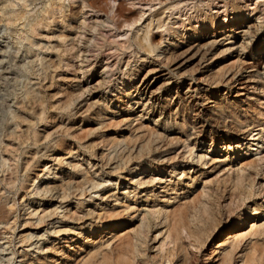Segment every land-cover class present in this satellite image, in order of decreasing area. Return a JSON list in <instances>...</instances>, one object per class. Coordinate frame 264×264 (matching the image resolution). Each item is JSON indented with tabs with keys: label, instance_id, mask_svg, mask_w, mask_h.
<instances>
[{
	"label": "rangeland",
	"instance_id": "374dc122",
	"mask_svg": "<svg viewBox=\"0 0 264 264\" xmlns=\"http://www.w3.org/2000/svg\"><path fill=\"white\" fill-rule=\"evenodd\" d=\"M262 224L264 0H0V264H264Z\"/></svg>",
	"mask_w": 264,
	"mask_h": 264
},
{
	"label": "bare ground",
	"instance_id": "6f19581e",
	"mask_svg": "<svg viewBox=\"0 0 264 264\" xmlns=\"http://www.w3.org/2000/svg\"><path fill=\"white\" fill-rule=\"evenodd\" d=\"M108 5V4H107ZM58 8H51L50 10H49V12H48V14H47V16L49 17V20H47L48 22H49V24L51 23V21L53 20V18L55 17V15L57 14V12H58ZM6 12V11H5ZM22 12V11H21ZM21 12H8L7 13V15H8V17L9 18H13V19H18V18H20L21 16H22V14L23 13H21ZM6 15V14H5ZM4 15V16H5ZM125 20V22L126 23H128V24H134L137 20H139L140 19V17H131V16H127V17H125L124 18ZM47 22V23H48ZM160 25H162V23L160 24ZM51 26V25H50ZM142 38H144L145 39V41L147 40H149L150 38H149V35H148V33L147 34H145V35H143V37ZM157 39V38H156ZM143 40V39H142ZM155 39L154 38H152L151 39V41L153 42ZM144 41V42H145ZM141 42V41H140ZM146 43V42H145ZM150 43V42H149ZM142 44H144L143 42H142ZM150 47V46H149ZM254 228V227H253ZM257 230H264V224H262V225H259L258 227H257ZM252 232V231H251ZM250 232V233H251ZM264 232V231H263ZM245 236V235H244ZM253 247V246H252ZM252 249V248H251ZM254 249V248H253ZM252 249V250H253ZM256 252V251H255ZM254 251L253 252H251L250 254H249V256H248V261L251 263V264H257V259L258 258H260L261 257V255H257L256 253H255ZM259 261V260H258ZM260 263H261V261H260ZM262 264V263H261Z\"/></svg>",
	"mask_w": 264,
	"mask_h": 264
}]
</instances>
